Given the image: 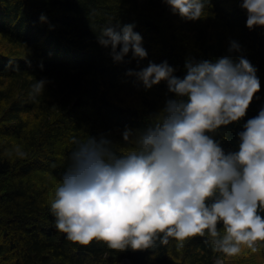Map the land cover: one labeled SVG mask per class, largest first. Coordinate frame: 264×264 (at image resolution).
<instances>
[{
	"label": "trees",
	"instance_id": "obj_1",
	"mask_svg": "<svg viewBox=\"0 0 264 264\" xmlns=\"http://www.w3.org/2000/svg\"><path fill=\"white\" fill-rule=\"evenodd\" d=\"M246 20L240 0H208L204 16L194 20L163 0H0V38L8 44L0 43V264H214L217 257L224 264H264V241H257L259 251L245 246L227 256L199 234L183 247L175 238L146 249H113L100 240L81 245L54 227L51 211L72 136L105 133L130 147L125 127L145 126L176 95L166 80L146 89L128 74L151 60L167 59L183 77L186 58L215 60L229 54L231 38L242 44V52L231 54L257 66L261 88L244 117L209 133L226 151L237 150L244 123L264 107V26L250 29ZM130 22L149 53L140 65L115 62L97 38L108 23ZM42 78L44 92L31 96ZM16 145L28 155L18 157Z\"/></svg>",
	"mask_w": 264,
	"mask_h": 264
},
{
	"label": "clouds",
	"instance_id": "obj_2",
	"mask_svg": "<svg viewBox=\"0 0 264 264\" xmlns=\"http://www.w3.org/2000/svg\"><path fill=\"white\" fill-rule=\"evenodd\" d=\"M163 2L194 20L204 16L208 0ZM240 7L250 29L264 26V0H240ZM40 19L47 21L46 13ZM97 33L115 62L135 59L140 65L149 55L135 22L108 23ZM242 51L231 38L229 54L215 60L186 58L183 77L174 74L167 59L128 68L146 89L166 80L176 95L145 126L125 127L123 141L130 147L118 146L105 133L71 137L70 161L51 200L54 227L81 245L100 240L113 249H146L170 238L183 247L199 234L227 256L245 246L259 251L257 241H264V107L244 123L237 150L226 151L209 134L244 117L261 88L257 66L231 54ZM46 83L36 79L30 95L43 93ZM15 153L28 155L20 145ZM214 264H224L223 257Z\"/></svg>",
	"mask_w": 264,
	"mask_h": 264
},
{
	"label": "rangeland",
	"instance_id": "obj_3",
	"mask_svg": "<svg viewBox=\"0 0 264 264\" xmlns=\"http://www.w3.org/2000/svg\"><path fill=\"white\" fill-rule=\"evenodd\" d=\"M1 40H2V39L0 38V43H2V45H4V46H7V45H8L7 43H4L3 41L1 42ZM242 250H243V249H242ZM242 250H241V251H242Z\"/></svg>",
	"mask_w": 264,
	"mask_h": 264
}]
</instances>
